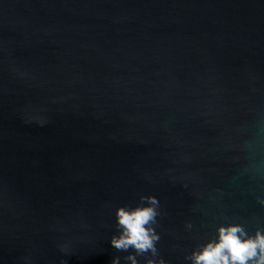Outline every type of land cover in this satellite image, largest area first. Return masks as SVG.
<instances>
[{
    "label": "water",
    "instance_id": "1",
    "mask_svg": "<svg viewBox=\"0 0 264 264\" xmlns=\"http://www.w3.org/2000/svg\"><path fill=\"white\" fill-rule=\"evenodd\" d=\"M157 199L151 249L118 207ZM264 232V0H0V264H193Z\"/></svg>",
    "mask_w": 264,
    "mask_h": 264
},
{
    "label": "clouds",
    "instance_id": "2",
    "mask_svg": "<svg viewBox=\"0 0 264 264\" xmlns=\"http://www.w3.org/2000/svg\"><path fill=\"white\" fill-rule=\"evenodd\" d=\"M142 199L148 203L116 209L120 234L112 238L111 244L118 250L133 247L138 253L149 249L155 252L154 241L159 237L151 224L155 223L158 201L153 196ZM129 259L135 264L133 257ZM191 259L193 264H264V232L249 236L239 224L221 225L217 239L194 251ZM112 264H118V258H113Z\"/></svg>",
    "mask_w": 264,
    "mask_h": 264
}]
</instances>
